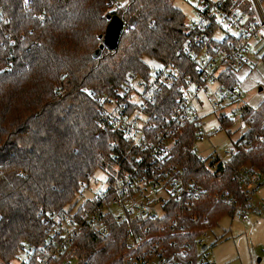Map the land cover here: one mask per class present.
<instances>
[{"label":"trees","instance_id":"16d2710c","mask_svg":"<svg viewBox=\"0 0 264 264\" xmlns=\"http://www.w3.org/2000/svg\"><path fill=\"white\" fill-rule=\"evenodd\" d=\"M112 1L0 0V264L20 257L26 243L41 244L43 216L72 205L82 182L111 167L114 136L98 132L97 105L88 87L108 91L124 85L131 72L147 77L169 61L183 65V76L195 75V63L183 53L188 19L176 0H126L113 9ZM114 13L125 21L134 17L135 25L123 30L115 50L104 49L95 58L107 15ZM236 77L228 67L219 78L232 84ZM177 89L162 90L149 112L171 113ZM243 110L249 130L221 175L186 150L195 140L193 126L186 138H179L174 156L205 187L192 198L199 215L190 225L195 230L214 227L231 213L229 206L215 202L216 192L232 191L240 199L245 195L232 178L235 168L264 171V100ZM108 225L106 235L85 226L75 237L67 251L74 264H123L129 229L139 233L144 223L110 220ZM200 235L189 236L193 247Z\"/></svg>","mask_w":264,"mask_h":264},{"label":"built area","instance_id":"2783aa9c","mask_svg":"<svg viewBox=\"0 0 264 264\" xmlns=\"http://www.w3.org/2000/svg\"><path fill=\"white\" fill-rule=\"evenodd\" d=\"M38 18L44 20V14ZM262 40L264 2L199 0L198 18L188 21L183 41L184 56L195 63L193 77L183 76L180 62L169 61L158 64L147 77L131 72L124 85L108 91L88 87L86 92L97 105L98 132L114 136L111 167L100 169L107 176L106 186L94 190L91 178L82 182L78 200L43 216V242L26 243L11 264H74L67 251L75 237L85 226L106 235L110 220L144 223L139 233L129 229L130 244L123 264H211L203 235L206 229L190 226L199 221L192 198L201 195L205 187L188 175L185 161L176 159L174 152L180 136L186 138L191 125L196 135L186 150L210 171L221 175L226 170L237 152L236 145L249 130L243 110L248 104L227 112L226 105L241 101L243 91L239 81L227 84L219 77L228 67L236 71L248 64L255 45ZM212 81L218 82L214 108L221 125L207 133L198 111L202 105L199 94L208 93ZM166 88L179 91L171 113L149 112ZM227 120L232 123L227 125ZM223 129L231 145L223 151L212 144L214 150L207 158L199 156L193 148L195 143ZM232 178L243 186V198L225 190L214 194L215 202L229 206V215L243 222L264 219V171L241 165L234 169ZM201 218L209 221L207 215ZM195 231L201 235L193 247L189 236Z\"/></svg>","mask_w":264,"mask_h":264},{"label":"rangeland","instance_id":"374dc122","mask_svg":"<svg viewBox=\"0 0 264 264\" xmlns=\"http://www.w3.org/2000/svg\"><path fill=\"white\" fill-rule=\"evenodd\" d=\"M121 1L126 0L112 1V9L117 8V2L121 3ZM176 4L185 11L188 21L198 18L199 0H176ZM219 33L223 35L220 30ZM254 50L256 53L250 56L249 63L236 70L235 81L241 83L242 100L235 104H227L225 107L227 112H230L232 107L238 108L244 103L256 107L264 100L263 40L259 41L257 46L255 45ZM223 68L219 69L217 75ZM209 87L208 93L203 91L199 94L202 105L198 109L200 115L204 117V128L207 133L221 125L214 108L218 82H210ZM231 143V138L223 129L204 142H196L193 148L197 150L199 156L207 158L214 150L212 144L225 151ZM106 179L107 176L102 170L96 171L90 180L92 189L104 188ZM203 235L207 244L206 254L211 264H264V219L243 222L230 215H224L216 226L204 230Z\"/></svg>","mask_w":264,"mask_h":264},{"label":"water","instance_id":"95a60500","mask_svg":"<svg viewBox=\"0 0 264 264\" xmlns=\"http://www.w3.org/2000/svg\"><path fill=\"white\" fill-rule=\"evenodd\" d=\"M108 23L103 34L100 35V45L93 53V56L99 57L104 49L115 50L118 47L123 30H128L135 25V18L131 17L125 21L119 14H108ZM262 89V87H261Z\"/></svg>","mask_w":264,"mask_h":264},{"label":"crops","instance_id":"0c3cea01","mask_svg":"<svg viewBox=\"0 0 264 264\" xmlns=\"http://www.w3.org/2000/svg\"><path fill=\"white\" fill-rule=\"evenodd\" d=\"M117 3H119V2H117ZM119 4H120V3H119ZM228 215H229V214H228ZM230 216H231V215H230ZM220 219H221V218H220ZM220 219H219V220H220ZM219 220H218V222H219ZM253 221H257V220H253ZM217 224H218V223H217Z\"/></svg>","mask_w":264,"mask_h":264},{"label":"snow or ice","instance_id":"6c2138e0","mask_svg":"<svg viewBox=\"0 0 264 264\" xmlns=\"http://www.w3.org/2000/svg\"><path fill=\"white\" fill-rule=\"evenodd\" d=\"M28 2V0H25V3H27ZM89 95H91V93H89Z\"/></svg>","mask_w":264,"mask_h":264}]
</instances>
